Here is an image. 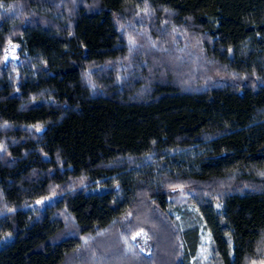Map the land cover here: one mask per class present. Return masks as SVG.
Returning a JSON list of instances; mask_svg holds the SVG:
<instances>
[{"label": "trees", "instance_id": "obj_1", "mask_svg": "<svg viewBox=\"0 0 264 264\" xmlns=\"http://www.w3.org/2000/svg\"><path fill=\"white\" fill-rule=\"evenodd\" d=\"M128 224L264 264V0H0V264H103Z\"/></svg>", "mask_w": 264, "mask_h": 264}, {"label": "rangeland", "instance_id": "obj_2", "mask_svg": "<svg viewBox=\"0 0 264 264\" xmlns=\"http://www.w3.org/2000/svg\"><path fill=\"white\" fill-rule=\"evenodd\" d=\"M3 52H4L3 62H5L6 65L11 64L14 67H18L21 64L20 61L21 53L17 45L9 42L6 45ZM155 64H153V66ZM187 70L189 71L183 69L181 72L178 73L185 75L187 74L186 76H189L190 78H194L197 76L195 74L196 72H192L191 69H187ZM197 71L198 73L203 72L204 69L197 67ZM188 89L189 87H183V90H188ZM172 192L173 195L171 196L170 199L176 206H179L183 209L185 208L184 210L185 216H187V214H192L195 212L193 207L188 205L189 204L188 198L192 197V195L185 194V190L183 189V186L175 188V190H173ZM52 200L53 198L44 200L42 202L37 203L36 206L43 207L44 204L49 203ZM179 213H173V216L177 219L176 221L178 224L181 219ZM117 225L116 227L121 228V223H117ZM181 226L179 225V228ZM147 237L148 235L146 234V232H144V230L141 229L139 226L132 227L129 225V228L122 230L119 229V231H117L116 229L112 231L110 233V236H103L100 237V239L97 238L99 241L94 245L93 242L91 241L90 244L92 245L93 249L87 251L86 253L89 254V252L91 251L99 252L100 253L98 254L99 259L103 264H153V263L165 264L160 261L159 257L156 256L159 252V249L157 251L155 250L156 253L153 254L154 244L151 243L149 238ZM96 241L97 240L95 239L94 242ZM166 245L168 248L169 245L168 242L167 244L166 242L163 244L159 243V247L162 250L165 249ZM112 248H114V250ZM91 259L93 260V256H91L89 260L90 263H91ZM188 264H220L218 258L214 254V249L210 240V235L202 225L198 227V244L195 251V255L194 257L189 258Z\"/></svg>", "mask_w": 264, "mask_h": 264}]
</instances>
